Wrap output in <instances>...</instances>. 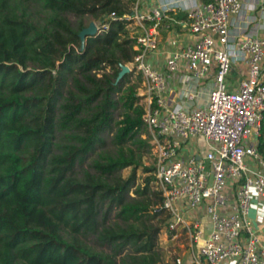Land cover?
I'll list each match as a JSON object with an SVG mask.
<instances>
[{
  "label": "trees",
  "instance_id": "1",
  "mask_svg": "<svg viewBox=\"0 0 264 264\" xmlns=\"http://www.w3.org/2000/svg\"><path fill=\"white\" fill-rule=\"evenodd\" d=\"M133 1L0 0V264H160L169 216L142 161L137 83L118 78ZM85 16L101 27L81 43Z\"/></svg>",
  "mask_w": 264,
  "mask_h": 264
},
{
  "label": "built area",
  "instance_id": "2",
  "mask_svg": "<svg viewBox=\"0 0 264 264\" xmlns=\"http://www.w3.org/2000/svg\"><path fill=\"white\" fill-rule=\"evenodd\" d=\"M256 9L264 10V0H159L155 7L135 0L127 16L135 27L136 53L124 65L141 78L135 95L152 160L149 185L162 197L166 230L187 242V260L174 264H264V242L250 215L258 205L255 216L264 230V158L256 148L264 109V37L229 30L235 17L250 24L247 11ZM170 11L184 14L195 38L173 51L164 68L172 72L184 63L188 79L213 71L205 102L194 108L169 102L164 73L145 61L157 48L158 21ZM233 64L244 68L235 84L228 80ZM197 139L203 151L186 153L183 147Z\"/></svg>",
  "mask_w": 264,
  "mask_h": 264
},
{
  "label": "crops",
  "instance_id": "3",
  "mask_svg": "<svg viewBox=\"0 0 264 264\" xmlns=\"http://www.w3.org/2000/svg\"><path fill=\"white\" fill-rule=\"evenodd\" d=\"M159 0H145L146 4L150 7L157 6ZM245 2V0H242ZM143 9V8H142ZM247 15L253 18L250 24H247L245 20L241 18H234L230 25L229 30L231 33L236 31H242L246 33L249 31L257 33V35L264 37V10L256 9L254 11H247ZM184 14L179 11H170L167 13V18H162L158 21V42L156 51L147 55L145 58L146 63L151 67L159 69L164 73V79L166 82L165 96L169 102H181L189 108L200 106L205 102L207 91L211 86L212 70L208 71L200 79H188V72L184 63L172 72L167 71L164 68V62L167 57L171 55L180 46L190 43L194 40L192 36L183 24ZM220 47L219 44H216ZM238 69L244 70L240 65H231L228 80L230 83L235 84L240 73ZM187 153L191 150L201 153L204 149L203 142L200 139L193 141V143L187 144L183 147ZM251 164V163H250ZM249 164V165H250ZM256 202V201H255ZM257 205V203H255ZM259 206L252 207L250 211L251 217H253V226L258 230L260 239L264 242V230L259 229L258 220L256 219ZM260 209H264L261 207ZM264 211V210H263ZM200 220L207 225V218L200 212ZM169 238H172L171 236Z\"/></svg>",
  "mask_w": 264,
  "mask_h": 264
},
{
  "label": "rangeland",
  "instance_id": "4",
  "mask_svg": "<svg viewBox=\"0 0 264 264\" xmlns=\"http://www.w3.org/2000/svg\"><path fill=\"white\" fill-rule=\"evenodd\" d=\"M134 1H133V3H134ZM140 1H142V0H140ZM139 7H141V5H139ZM69 19L73 22V24L78 21V18L73 17V16H70ZM38 21L41 22L40 16H38ZM82 22L84 24V27H87L89 23H92L96 29V32H98L100 27H101L100 20L91 19L87 16L82 18ZM126 29L128 30L129 34H133L135 32V27H134L133 23H129L126 26ZM105 70H108V69H105ZM128 73H129V76H128L129 84L130 83H137V86H139L140 82H141V78H140L139 74L135 73L132 70ZM116 113H117V111H116ZM114 118H115V120L119 119V117L116 114H115ZM143 137H147V131L145 132V134H143ZM191 143H193V141ZM142 161H143V164L145 166H148V167L152 166V160H151V156L149 153L144 154ZM130 171H131V168H129V167L122 169L120 172L121 176L122 177L128 176ZM147 175H148V172H143L141 167L137 168L135 171V184H141L142 179L144 177H146ZM157 247H158V250L161 254V259H162L160 264H174V260L176 258H180L181 261H184V262L187 260V258H186L187 254H188L187 242L183 238L182 235H178L175 238H169L168 232L166 231L165 228H163L158 233V236H157ZM182 264H186V263H182Z\"/></svg>",
  "mask_w": 264,
  "mask_h": 264
},
{
  "label": "water",
  "instance_id": "5",
  "mask_svg": "<svg viewBox=\"0 0 264 264\" xmlns=\"http://www.w3.org/2000/svg\"><path fill=\"white\" fill-rule=\"evenodd\" d=\"M96 32V29L92 23H89L87 27H84L78 34L81 43L84 41V37L86 35L94 34ZM128 72V69L125 65L120 66V71L118 73V78L123 75L124 73Z\"/></svg>",
  "mask_w": 264,
  "mask_h": 264
}]
</instances>
